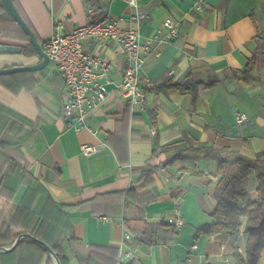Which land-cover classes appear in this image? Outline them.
<instances>
[{"label":"crops","instance_id":"1","mask_svg":"<svg viewBox=\"0 0 264 264\" xmlns=\"http://www.w3.org/2000/svg\"><path fill=\"white\" fill-rule=\"evenodd\" d=\"M13 2L42 45L56 27L71 32L109 15L139 29L152 50L142 72L150 79L145 100L131 106L117 88L122 47L83 43L112 64L107 99L87 121L96 135L75 131L62 116L64 81L50 63L0 76V248L31 234L61 250L66 264H235V252L246 254L247 217L235 235L198 229L215 222L218 184L239 175V164L223 173L214 161L166 166L159 148L226 149L228 160L264 153V0H204L201 9L199 0H136V7L108 0L102 9L92 0ZM168 18L178 25L174 38L164 27ZM20 29L0 0V44L24 50ZM23 50L0 54V69L41 61ZM83 143L100 151L84 156ZM256 176L241 183L252 200ZM161 222L175 231L160 233L154 245L138 239L146 223ZM40 246L24 238L0 252V264H55ZM128 251L132 258L121 263Z\"/></svg>","mask_w":264,"mask_h":264},{"label":"built area","instance_id":"2","mask_svg":"<svg viewBox=\"0 0 264 264\" xmlns=\"http://www.w3.org/2000/svg\"><path fill=\"white\" fill-rule=\"evenodd\" d=\"M204 0H199L197 9H201ZM130 6L136 7V0H128ZM93 9L89 8L88 12ZM139 18V17H138ZM169 37L178 35V25L168 18L164 22ZM53 35L43 44V50L48 55L49 63L63 78L65 101L62 107V116L69 126L77 132L90 131L94 135L97 131L88 125L89 116L100 107L107 99V86L111 83L110 73L112 64L105 57L89 53L84 50L83 43L92 40L100 46L110 43L122 47L126 59L123 79L118 90L128 96L131 106L142 105L145 100L144 83L150 79L142 76L146 54L151 52L150 44L142 42L139 29L124 27L121 20L105 16L96 22H88L71 32L63 27H56ZM236 120H246L245 115H237ZM84 156H92L100 151V147L89 143L81 145ZM105 219V218H104ZM183 221L178 219L176 226H183ZM125 240L131 241V233H125ZM196 248V246H194ZM128 251L121 263H125L132 254Z\"/></svg>","mask_w":264,"mask_h":264},{"label":"trees","instance_id":"3","mask_svg":"<svg viewBox=\"0 0 264 264\" xmlns=\"http://www.w3.org/2000/svg\"><path fill=\"white\" fill-rule=\"evenodd\" d=\"M92 2L98 9L105 8L108 5V0H92ZM11 20L14 22L12 18ZM21 39L27 42V46L23 50L24 55L27 57L35 56L37 52L23 31ZM159 149L165 156L164 165L166 166L175 164L178 161H214L218 165V171L223 173L229 164H239L241 168L239 175L231 178L224 177L218 184L214 194L216 207L212 215L215 222L199 228L198 233L209 237L222 233L235 235L239 231L242 217H247L246 233L248 241L246 254L235 252V264H257L264 249V153H258L254 160L241 156L228 160L225 157L226 149L214 147L195 149L173 145L160 147ZM252 172L257 174V197L255 200H252L250 195L241 189L242 181L246 180ZM146 175H149V173H146ZM124 224H126L125 220ZM145 225V229L140 232L138 239L148 245L161 242L160 233L168 230L175 231L176 229L174 224L164 222L146 223ZM53 250L60 263L66 264L62 251L59 249Z\"/></svg>","mask_w":264,"mask_h":264},{"label":"water","instance_id":"4","mask_svg":"<svg viewBox=\"0 0 264 264\" xmlns=\"http://www.w3.org/2000/svg\"><path fill=\"white\" fill-rule=\"evenodd\" d=\"M4 8L7 10L11 18L14 22L21 28V30L27 35L30 44L34 47L37 52L38 57L41 58V61L35 65H17L13 67H8L4 69H0V76L14 74L19 72H32V71H39L44 69L49 64L48 55L44 52L42 44L38 40L35 33L32 31L28 23L24 20L21 16L19 10L15 6L13 0H2ZM22 48L16 45H7V44H0V54H20L22 53ZM28 238L31 239L33 242L41 245L43 249L49 253L52 258L54 259L55 264H61L59 258L57 257L55 251L44 241L38 239L37 237L31 234H23L21 235L15 243L10 247L0 248V252H10L13 251L21 242L22 239Z\"/></svg>","mask_w":264,"mask_h":264}]
</instances>
